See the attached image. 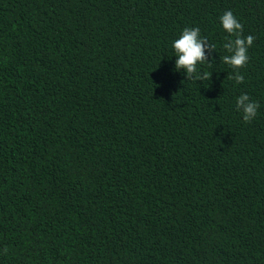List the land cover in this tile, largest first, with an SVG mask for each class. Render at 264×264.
I'll list each match as a JSON object with an SVG mask.
<instances>
[{
	"label": "trees",
	"instance_id": "obj_1",
	"mask_svg": "<svg viewBox=\"0 0 264 264\" xmlns=\"http://www.w3.org/2000/svg\"><path fill=\"white\" fill-rule=\"evenodd\" d=\"M0 264H264V0H0Z\"/></svg>",
	"mask_w": 264,
	"mask_h": 264
},
{
	"label": "clouds",
	"instance_id": "obj_2",
	"mask_svg": "<svg viewBox=\"0 0 264 264\" xmlns=\"http://www.w3.org/2000/svg\"><path fill=\"white\" fill-rule=\"evenodd\" d=\"M223 29L229 34L230 37L235 39L226 38L224 48L231 55H225L222 57L223 63L229 65L234 70L243 68L248 63V49L253 45L255 37L248 35L246 38L243 36V25L236 19L231 11L225 12L221 17ZM207 38H201L200 29L197 28H185L181 36L175 40L172 44L174 49V57L176 59V70H186L188 77L191 78L194 73L198 72V65L206 62L205 56V44ZM213 50H215L213 46ZM211 73L205 72L202 79L209 80ZM234 79L237 83H243L244 77L236 71L234 76L229 77ZM196 79H201L197 76ZM237 111L243 113V119L246 123H250L257 116L259 103L250 99L247 94H241L236 99ZM6 255L8 249L3 250Z\"/></svg>",
	"mask_w": 264,
	"mask_h": 264
}]
</instances>
